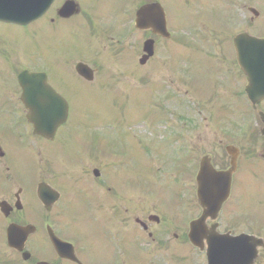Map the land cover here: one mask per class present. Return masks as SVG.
<instances>
[{
  "label": "flooded vegetation",
  "instance_id": "flooded-vegetation-1",
  "mask_svg": "<svg viewBox=\"0 0 264 264\" xmlns=\"http://www.w3.org/2000/svg\"><path fill=\"white\" fill-rule=\"evenodd\" d=\"M182 1L185 6L197 8L196 19L205 33L211 28L209 24L212 21L208 19H212L209 15L214 5L219 7L221 13H230L236 17L238 28H248L250 21L256 22L263 18L262 14H256L250 19V0ZM68 3H75V10L78 12L71 17H65V7ZM153 3L163 6L170 23L172 18L166 8L168 0H54L45 14L30 25L21 27L0 23V38L11 39L14 37V30H19L21 37L16 39L17 42L21 40L23 45L33 43V47L28 51L21 47L19 59L23 62L18 66L24 67L19 70L46 75L45 80H37L40 82L38 85L46 87L35 89V102L39 104L36 109L40 111L35 116H57L51 112L54 101L51 92L66 100L70 118L74 87L116 86L114 91L120 92L122 84L116 82L129 81L96 79L95 76L100 71H107L106 75L111 77L116 75L113 72L117 71L145 70L150 77L153 71L164 70L166 63L163 61L166 60L165 56L169 55V47L162 43L167 41L155 38L150 31H139L135 26L139 10ZM261 5H264V0H261ZM240 12L243 13L242 19L238 20ZM263 34L264 21H261L262 37ZM149 39H154L155 54L146 63L138 62L143 55L140 53L141 50L143 52L144 43ZM204 51L202 64L210 67L209 75L215 81L220 98L244 102V78L231 53L227 52V49L218 53L213 47L205 48ZM178 53L181 55L179 70L182 73L185 60L184 45L179 48ZM213 54L220 55V62H208ZM17 56L18 54L12 52L9 47L0 46V264H77L67 259L73 255L69 248L61 249L65 255H60L53 242H50V229L74 247L81 264H88L85 258L95 261V257L97 264L201 262L197 254H186L187 243L184 238L187 213L198 214L199 218L204 210L198 200L197 182L196 187L192 186L189 191L180 189L172 193L175 199L173 206L169 201L170 192H167L169 204L162 206L158 203L154 207L148 179L149 168L146 167L145 181H138L135 174L128 179L124 176L119 178L117 169L127 171L126 162H122L116 148L106 146L105 133L96 132L99 128L70 127L67 123L58 129L52 141L36 136L25 121L29 110L23 104V90L15 77ZM79 64L88 65L95 71L92 81L76 74L75 69ZM64 72H70L71 79L64 75ZM54 75L62 76L59 83L53 78ZM263 106L264 102L261 103V108ZM261 113L264 114V111L261 110ZM222 133L220 136L218 132L198 134V141L193 149L194 174L197 178L201 163L207 158L217 172H229L232 169L233 157L236 158L230 197L221 207L217 219L214 222L209 220L208 224H217L214 228L216 231L228 230L227 233L240 234L244 232L233 233L232 230L240 227V224L235 222L234 212L238 205L243 209L244 199L238 193V187L240 177L243 174L249 175L247 163L250 161V136L243 128L237 130L227 127ZM89 134L95 135L94 140L91 141ZM209 135H214L213 141ZM258 136L261 138V150L257 154L261 157V210H264L262 117ZM218 138L220 142H217ZM224 138L229 143L224 142ZM179 139L184 141V127ZM140 145V148L146 151L148 160L152 161L150 149L142 143ZM179 146L181 154L185 156V142L179 143ZM131 147L137 148L135 143ZM229 147L233 157L227 152ZM95 164L98 167L96 175L92 169ZM221 181L225 183L224 179H220ZM44 183L60 193L59 201L50 210L44 207L38 197L39 187ZM186 194L196 196V206L186 205ZM59 209L69 213H85L87 228L89 215H92L91 220L96 221L100 232H91L92 238L84 240H77L68 233H59L58 228L64 226V222L58 219ZM27 226L33 227L34 232L29 236L24 250L30 255L25 261L22 253L8 246L7 232L12 227ZM257 235L263 243H260L258 248L255 264H264V220H261ZM76 242L87 243H81L82 250L78 251ZM95 244H100L99 254L93 252Z\"/></svg>",
  "mask_w": 264,
  "mask_h": 264
},
{
  "label": "rangeland",
  "instance_id": "rangeland-1",
  "mask_svg": "<svg viewBox=\"0 0 264 264\" xmlns=\"http://www.w3.org/2000/svg\"><path fill=\"white\" fill-rule=\"evenodd\" d=\"M166 8L168 10V15H171L172 18V28L176 29L181 24V21H185V13L182 8V1L180 0H168V5L166 4ZM211 17L213 19H216L218 17V13L216 11H213ZM188 32H196L197 36H199L202 40L206 41L207 37H212L208 33H200L199 30H188ZM19 33V32H17ZM10 38L12 35H9ZM21 36H18L16 38H19ZM15 37H12L13 39ZM198 40V39H196ZM18 46V44H16ZM33 47V43H24L22 49L28 51ZM46 50L44 49V52ZM172 56L170 55V61L172 60ZM186 64L190 65V78H191V84L193 85V81L195 78L198 77H204V70L200 68L196 64L188 63L187 57H186ZM57 66H60L57 64ZM62 72V71H61ZM117 75H120V72H117ZM64 75L69 76V79H71L70 76L72 74L69 72H64ZM101 78H106L107 75L105 72H103L100 76ZM168 77V81L166 78ZM53 78L56 80V82L59 83V81L62 79V76L54 75ZM154 79H156L158 82L163 84V86L166 88L167 86L170 87L171 92L176 91L178 86V75L174 74L172 71H155ZM75 80V79H74ZM156 80H153L151 83V90L153 91L157 85L158 82ZM174 80L172 84H170V81ZM75 82L78 84L79 82L75 80ZM96 88H102L101 85L96 86ZM92 88L91 86H85V87H76L75 92L72 94V100H73V111L72 115H74V119L72 121V125H74V120L81 119V126H98L103 125L106 123L105 126L108 127V124L111 123L116 129H111L108 131L106 129V133L109 134L112 139H106V145L113 146L116 148L117 151L120 152L121 160L122 162H126L127 165V171H122L117 173L119 178L126 177L127 179L129 177H132L134 174L137 175L138 181H145L146 180V167L149 168L148 172V179L153 185V189L155 190V193L152 195V198L155 202V204L161 203L162 206H166L169 204L168 202V187L163 186V174L159 170L163 167V162L166 161L168 158L166 152L167 147L166 145H163L159 141L156 140L155 133L160 129L161 124L163 123V102L159 101L158 99H152V92L150 93L148 97V88H146L144 91H139L136 89L129 90L130 93L121 92L119 93L115 98V92L110 91L107 93H103L102 91ZM79 89V90H78ZM82 89V90H80ZM187 101H189V98H187ZM208 109L209 112L206 113V115L209 117L212 115V104L208 103ZM194 106V104H193ZM197 109V107H195ZM175 112V118L170 117L171 123L166 124L162 127L161 131H169L171 126H177V103L176 101H170L168 103V112ZM198 113V112H196ZM252 114V113H251ZM250 117L249 123L254 125L256 122H259L258 119H256V116ZM168 116V115H167ZM147 117H150L153 124H157L158 128L153 130V136L150 139L151 145H152V152L154 153L152 161H149L146 155V151L144 149L140 148L139 142H147V136L145 135V126L144 128L139 129L140 124L142 121H146ZM204 118V116H201ZM199 117V115H196V124L202 127V131L205 133H214L217 130L216 129H205V127L210 126V122L203 121V118ZM87 122V123H84ZM217 126L216 121L212 120L211 127ZM134 127L135 129H132ZM150 128V126H147V130ZM174 133V132H173ZM186 140L187 142H194L196 138L195 133L187 132ZM175 134V133H174ZM172 134L169 137H174L175 135ZM148 135V134H147ZM149 137V135H148ZM214 135H209V138L211 141H213ZM94 140L91 138V141ZM97 141V140H95ZM168 142V147L170 149V142L168 139L166 141ZM175 142V141H174ZM136 144L137 148L132 149V145ZM170 144V145H169ZM50 152V150H49ZM249 172L255 173V174H261V162H252L249 161L247 163ZM171 170V168H170ZM171 172L166 171L164 175H170ZM263 175V174H262ZM169 178V177H168ZM188 181V179H186ZM175 189L172 190V193L174 194ZM238 193L243 197L245 207H249L251 204V208L255 202L256 197L261 196V184L257 179H252L250 175L243 174L239 179V187H238ZM241 200V198H239ZM262 200V196H261ZM242 201V200H241ZM236 211H241V205H238L236 208ZM77 212L71 211L70 215H76ZM263 218V215H261V219ZM241 219L244 221V217H241ZM79 223L77 225L72 226L71 230L68 232V234L76 238L77 240H84V226L80 225L81 220H78ZM236 222V220H235ZM241 223V222H236ZM96 224V221L90 222V225ZM260 224V219L258 217V221L254 224V227H258ZM89 230L93 231L94 233L98 234L100 232V229L98 226L88 227ZM42 238H40V242H42ZM77 244L81 243H87V242H76ZM188 251V248H186ZM93 252L95 254H99L101 252L100 244H95L93 246ZM88 262V264H97V257H95V261H91L87 258H85Z\"/></svg>",
  "mask_w": 264,
  "mask_h": 264
},
{
  "label": "water",
  "instance_id": "water-1",
  "mask_svg": "<svg viewBox=\"0 0 264 264\" xmlns=\"http://www.w3.org/2000/svg\"><path fill=\"white\" fill-rule=\"evenodd\" d=\"M35 5V0H0V21L10 22V23H21L23 20L22 14L23 7L28 6L32 7ZM32 16V13L29 14ZM249 44L257 47H261V50L264 52V41L250 39ZM244 46L241 44V41H237V47L241 50V47ZM253 62V61H250ZM261 66L256 63L257 66L261 67V70H253L252 68L247 67L245 69L246 73L250 76V82L252 85V89L250 90V95L254 96L261 92V80H264V76L262 73L264 72L262 66L264 64V54L261 55V59L259 60ZM260 72V73H259ZM29 120L34 124L37 131L40 132L41 127H49L52 129L55 126L56 119L53 120H43V119H34L29 118ZM44 134V133H41ZM45 135H48L45 133Z\"/></svg>",
  "mask_w": 264,
  "mask_h": 264
}]
</instances>
